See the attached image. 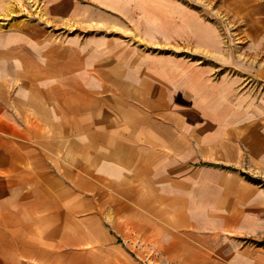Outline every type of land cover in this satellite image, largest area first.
<instances>
[{
    "label": "crops",
    "instance_id": "1",
    "mask_svg": "<svg viewBox=\"0 0 264 264\" xmlns=\"http://www.w3.org/2000/svg\"><path fill=\"white\" fill-rule=\"evenodd\" d=\"M25 1L0 0V257L264 264V0Z\"/></svg>",
    "mask_w": 264,
    "mask_h": 264
},
{
    "label": "rangeland",
    "instance_id": "2",
    "mask_svg": "<svg viewBox=\"0 0 264 264\" xmlns=\"http://www.w3.org/2000/svg\"><path fill=\"white\" fill-rule=\"evenodd\" d=\"M184 1H188V2L193 3L195 0H184ZM25 2L27 4H29V6L31 7L33 12H36L38 14H40L42 12V8L46 5L45 0H26ZM250 81H253V80H250ZM257 81H255V85H257ZM249 84H250V82H249ZM260 84L263 85L262 82ZM256 180L258 181L257 183L263 185L264 176L258 177ZM261 243L264 244V241H262ZM128 257H129L130 261H126L123 258V256L117 257V255H113L111 257L110 262L106 261L107 258L104 257L103 259H101L99 262H96L95 264H149L148 262L144 261V259L140 258L138 254H135L133 252L128 253ZM118 259H119V261H118ZM0 264H23V263L21 260H16V259H14V261L13 260H7L5 258V256L3 255L2 257H0Z\"/></svg>",
    "mask_w": 264,
    "mask_h": 264
}]
</instances>
